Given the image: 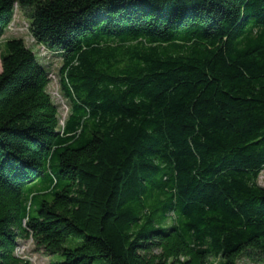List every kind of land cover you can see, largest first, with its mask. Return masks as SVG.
I'll list each match as a JSON object with an SVG mask.
<instances>
[{"label":"trees","instance_id":"1","mask_svg":"<svg viewBox=\"0 0 264 264\" xmlns=\"http://www.w3.org/2000/svg\"><path fill=\"white\" fill-rule=\"evenodd\" d=\"M0 264L264 261V0H0Z\"/></svg>","mask_w":264,"mask_h":264},{"label":"rangeland","instance_id":"2","mask_svg":"<svg viewBox=\"0 0 264 264\" xmlns=\"http://www.w3.org/2000/svg\"><path fill=\"white\" fill-rule=\"evenodd\" d=\"M11 37L22 38L26 46L31 48V50L42 62V64L45 67H48V69H50V72L52 70V72L50 73V83L47 90L53 102L58 106L59 116L62 123L66 116L68 108L65 100L62 97L58 85V70L60 67L58 58L52 55L43 46L34 41L29 33L28 21L26 17L18 12L17 9H15L13 19L2 37V43L0 44V46L3 44L4 40ZM258 182L260 185L264 186V170H262V172L260 173ZM16 254L21 258L28 260L31 264H49L51 260L55 259H52V257L50 256L44 255L42 250H39L35 247L32 240L18 241ZM238 264H264V261H252L247 257H242L240 258Z\"/></svg>","mask_w":264,"mask_h":264}]
</instances>
